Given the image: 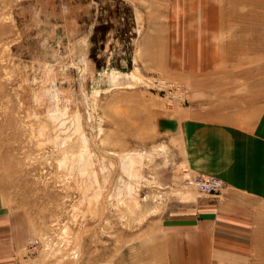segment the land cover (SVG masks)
I'll use <instances>...</instances> for the list:
<instances>
[{
  "label": "rangeland",
  "instance_id": "374dc122",
  "mask_svg": "<svg viewBox=\"0 0 264 264\" xmlns=\"http://www.w3.org/2000/svg\"><path fill=\"white\" fill-rule=\"evenodd\" d=\"M0 212L9 264H264V0H0Z\"/></svg>",
  "mask_w": 264,
  "mask_h": 264
},
{
  "label": "crops",
  "instance_id": "0c3cea01",
  "mask_svg": "<svg viewBox=\"0 0 264 264\" xmlns=\"http://www.w3.org/2000/svg\"><path fill=\"white\" fill-rule=\"evenodd\" d=\"M218 153L220 154V152H218ZM221 153L223 154L225 161H227L228 163H232L234 169L231 173H224V175H221L220 177H217V176L216 177L223 182L224 188L227 184L226 182H228V183L230 182L229 183V188H230L229 192L235 193V150H221ZM7 220H8V222L5 223L0 218V238L5 236V235L15 234L14 233L15 232V222L13 220L11 222V218H8ZM232 239L233 240L231 242L233 243V245L224 244L220 247L227 249V250L231 249V250L235 251V237L233 236ZM218 248L219 247H217V249ZM14 249H15V243L14 242L13 243L7 242L4 239H3V242H0V264H6V262H7V264H9V261H7V260L9 259V257H11V252ZM9 251H10V253H9Z\"/></svg>",
  "mask_w": 264,
  "mask_h": 264
},
{
  "label": "built area",
  "instance_id": "2783aa9c",
  "mask_svg": "<svg viewBox=\"0 0 264 264\" xmlns=\"http://www.w3.org/2000/svg\"><path fill=\"white\" fill-rule=\"evenodd\" d=\"M193 185L201 192L213 194L221 191L223 182L215 176H197L193 179Z\"/></svg>",
  "mask_w": 264,
  "mask_h": 264
}]
</instances>
